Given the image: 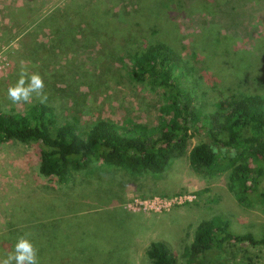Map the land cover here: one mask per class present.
I'll list each match as a JSON object with an SVG mask.
<instances>
[{
    "label": "trees",
    "instance_id": "trees-1",
    "mask_svg": "<svg viewBox=\"0 0 264 264\" xmlns=\"http://www.w3.org/2000/svg\"><path fill=\"white\" fill-rule=\"evenodd\" d=\"M253 2L264 0H69L64 6L45 11L39 8L38 0H25L22 5L7 8L1 22L7 28L0 25V44L10 45L17 38L15 29L21 25L33 28L31 34L36 40L27 49L29 59L37 65H47L53 57L60 61L69 54L75 60L77 53L94 50L96 54L97 49L100 59L95 56L94 61L119 60L122 69L116 76L126 70L131 79L159 90L162 102L160 118L153 125L131 120L118 125L104 119L85 124L78 116L59 121L61 100L55 96L52 100L49 94L47 104L34 98L25 110L17 111L7 95H2L8 87L7 80L1 78L0 146L10 141L37 144L39 173L54 185L53 189L49 184L41 189H22L20 192L26 196L18 198L19 192L4 207L7 214L0 223V259L13 249L18 236L31 232L40 264H127L121 255H113L114 246L119 253L122 247L116 241L107 243L104 230L84 231L82 241L69 239L63 243L60 239L61 220L81 194L86 193V199L107 200L111 206H115L117 197L121 200L111 191L114 182L107 184L101 179L103 183L92 191L88 179L80 182L77 174L90 171L96 163L131 177L145 172L160 174L188 152L189 140L197 133L201 140L188 154L191 167L208 176L228 173V186L237 201L247 207L257 203L264 209V90H255L254 86L246 90L247 85L240 83L245 80L239 76L244 51L232 49L233 34L222 21L225 14H235L240 6ZM196 13L203 24L198 26L194 43L203 40L204 46L183 53L170 42L176 40L177 18ZM228 18L234 20L236 16ZM207 19L209 25L204 26ZM169 32L172 34L164 38ZM40 35L47 37L41 40ZM257 43L263 45L264 38ZM261 50L257 67L249 61L254 76L253 68L264 75ZM204 60L209 68L221 73L216 80L224 89L220 87L216 92L204 79ZM83 71L74 70L70 86L89 83L90 75ZM193 77L213 88L200 92L210 95L211 100L207 97L202 102L198 98ZM230 224L222 215L199 223L193 241L185 247L186 261L216 264V258L211 261L207 257L212 250L229 244L264 246V235L235 232ZM95 252L101 255L92 257ZM146 255L149 264H183L164 240L152 241ZM222 264H264V257L257 260L247 256Z\"/></svg>",
    "mask_w": 264,
    "mask_h": 264
},
{
    "label": "rangeland",
    "instance_id": "rangeland-1",
    "mask_svg": "<svg viewBox=\"0 0 264 264\" xmlns=\"http://www.w3.org/2000/svg\"><path fill=\"white\" fill-rule=\"evenodd\" d=\"M66 1L69 0H38V6L45 11L52 7L64 6ZM24 3L25 0H0V25L4 29L7 27L1 22L7 8ZM263 12L264 3L253 2L240 6L235 14H225L222 17L223 23L229 25L228 30H231L234 37L232 49L244 51L242 61L244 66L239 76L245 79L240 83L247 85L244 87L246 90H253L252 86L255 90L258 88L264 90V75L259 74L257 68H253L255 76L252 75L249 64V61H254V66L257 67L256 60H259L257 54H263L261 49H264V43L259 46L257 43L258 39L264 38ZM235 16L234 20L228 18ZM209 20H206L204 26L209 25ZM177 22L176 40L171 39V43L179 47L183 53L204 46L203 40L197 41L198 46L194 43V35L199 32L198 26L203 24L198 13L188 18L183 16L177 18ZM31 32L32 27L20 25L15 29L14 34L17 38L9 43V64H5L0 71V79L7 80L6 88L15 83L20 62L25 61L34 66L33 71H39L44 76L47 95L50 94L52 100L54 96L57 101L61 100L62 105L58 109L59 121L78 116L85 124L97 119L111 120L118 125L123 124L125 120L149 125L158 123L161 115V92L131 79L126 70H122L121 76H116L119 74L118 69H122L119 60L111 58L94 61L95 56L100 59V51L96 49V54L94 50L77 53L75 60L74 56L69 54L66 58H60V61L53 57L47 65L44 63L37 65L29 59L30 50L27 49L29 45L34 46L36 40V36ZM169 34L172 33H165L164 38H168ZM46 37L40 35L41 40ZM202 66L206 67L205 73L201 71L204 73V79L215 88H208L206 81L193 77L197 80L194 84H197L195 92L198 98L200 96L201 101L206 102L207 97L208 100L212 97L201 95L202 90L213 89L217 92L220 87L224 89L225 86L216 80L222 77L220 72L209 68L205 60ZM77 69L80 72L83 70L88 72L89 83L73 88L69 85L73 84L70 75ZM59 78H63L65 82ZM2 95H7V91H3ZM73 100L77 106L73 104ZM15 107L17 111H23L27 104ZM84 108L86 111L81 112ZM206 108L207 106L204 108L205 111ZM200 140V134L193 135L189 140L188 152L173 160L160 174L145 172L140 176L131 177L102 163H96L88 172L77 174L80 182L88 179L91 184L89 190L92 191H96L97 186L103 183L101 179L108 182L107 184L110 181L114 182L111 191L120 196L121 200L117 197V203L111 206L106 204L107 200L86 199V193L81 194L78 200L73 202L64 220H61L59 237L62 242L65 243L69 239H74V242L82 241L84 231L92 230L98 233L104 230L107 232V243L113 244L116 241L122 247L119 253L113 250L116 249L114 246L113 255L114 253L121 255L127 264H149L146 257L147 248L154 240H164L176 251L183 264H189L183 255L185 247L193 241L196 227L204 220L222 215L230 220L233 231L239 233L251 231L257 237L263 236L264 209L257 203L250 207L241 205L234 192L229 189L228 173L208 176L197 173L191 167L188 154ZM39 162L40 150L35 143L10 141L0 146V223L6 220L7 212L4 211V207L22 189H41L50 183L49 179L40 175ZM53 185L49 184L52 189ZM27 189L26 192H29ZM25 196L20 192L17 197ZM95 238L98 237L94 236ZM103 249L106 254L107 246L105 245ZM100 255L101 253L95 252L92 257ZM247 256L257 260L264 257V246L229 244L224 249H215L207 253L208 260L217 259L216 264L240 261Z\"/></svg>",
    "mask_w": 264,
    "mask_h": 264
},
{
    "label": "clouds",
    "instance_id": "clouds-1",
    "mask_svg": "<svg viewBox=\"0 0 264 264\" xmlns=\"http://www.w3.org/2000/svg\"><path fill=\"white\" fill-rule=\"evenodd\" d=\"M33 67L25 61L20 62L17 79L7 89V99L12 104H31L34 98L40 104H47L44 76L39 71H33ZM32 236L31 232L18 236L13 249L0 259V264H40L39 249Z\"/></svg>",
    "mask_w": 264,
    "mask_h": 264
},
{
    "label": "built area",
    "instance_id": "built-area-1",
    "mask_svg": "<svg viewBox=\"0 0 264 264\" xmlns=\"http://www.w3.org/2000/svg\"><path fill=\"white\" fill-rule=\"evenodd\" d=\"M9 48H10V45L0 44V71H2L1 68L5 66V64L7 65L9 64L8 62L9 61L8 59Z\"/></svg>",
    "mask_w": 264,
    "mask_h": 264
}]
</instances>
